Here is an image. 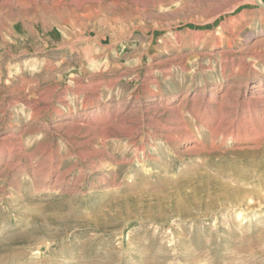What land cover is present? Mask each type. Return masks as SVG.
Segmentation results:
<instances>
[{
	"label": "rangeland",
	"instance_id": "1",
	"mask_svg": "<svg viewBox=\"0 0 264 264\" xmlns=\"http://www.w3.org/2000/svg\"><path fill=\"white\" fill-rule=\"evenodd\" d=\"M0 264H264V0H0Z\"/></svg>",
	"mask_w": 264,
	"mask_h": 264
}]
</instances>
